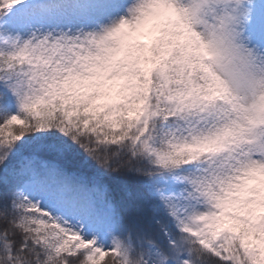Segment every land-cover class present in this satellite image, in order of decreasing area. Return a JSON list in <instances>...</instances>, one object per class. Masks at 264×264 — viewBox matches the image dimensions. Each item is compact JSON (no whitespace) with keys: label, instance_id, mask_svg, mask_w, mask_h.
Returning a JSON list of instances; mask_svg holds the SVG:
<instances>
[{"label":"snow or ice","instance_id":"snow-or-ice-1","mask_svg":"<svg viewBox=\"0 0 264 264\" xmlns=\"http://www.w3.org/2000/svg\"><path fill=\"white\" fill-rule=\"evenodd\" d=\"M0 264H264V0H0Z\"/></svg>","mask_w":264,"mask_h":264}]
</instances>
